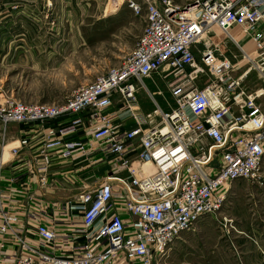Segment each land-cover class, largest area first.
Segmentation results:
<instances>
[{"label":"built area","instance_id":"built-area-1","mask_svg":"<svg viewBox=\"0 0 264 264\" xmlns=\"http://www.w3.org/2000/svg\"><path fill=\"white\" fill-rule=\"evenodd\" d=\"M125 3L134 15L145 13V25L120 65L81 85L62 102L0 99L2 136L9 123L39 126L19 144L37 141L41 146L44 161L37 171L42 186L47 184L43 174L48 153L75 159L87 153L86 140L103 144L113 166L96 185L80 192L71 207L84 225L83 241L67 254L53 255L48 248L54 232L40 225L37 234L44 246L15 264H163L183 232L220 210L231 183L262 182L264 29L258 26L264 21V0H200L189 8L194 9L191 18L172 0ZM211 31L223 34L253 64L242 75L256 70L261 80L257 89L247 91L242 75L231 77L226 62L217 66L211 82L192 85L199 73L194 50ZM236 32L252 43L253 56L242 49ZM203 46L202 63L214 64L212 50ZM185 67L194 69L184 71ZM161 70L162 78L182 76L168 85L172 107L162 110L155 104L144 124L120 130L110 112L114 94L130 111L128 102L146 89L143 81ZM178 84L184 87L181 92L174 91ZM56 120L58 125L47 126ZM73 135L78 139H70ZM118 202L127 221L115 211ZM9 222L5 217L0 224L1 236L10 230Z\"/></svg>","mask_w":264,"mask_h":264},{"label":"crops","instance_id":"crops-1","mask_svg":"<svg viewBox=\"0 0 264 264\" xmlns=\"http://www.w3.org/2000/svg\"><path fill=\"white\" fill-rule=\"evenodd\" d=\"M101 5L102 0H0V60L6 55L10 64L19 60L31 68L44 70L46 56L51 54L53 60L55 55H60L54 50L55 45L63 40V44L68 41L69 46L76 30L84 27L85 18L91 16L94 8L99 13ZM106 11L107 6L104 8L105 16L102 14L96 19L101 17L99 20H108L111 18L106 17L113 15V18L122 20L120 37H128L130 43L135 45L142 31L139 25L135 28L136 18L132 11L120 3L112 8L111 16ZM263 24L258 28L264 27ZM237 38L242 43L244 38ZM63 44H59V48ZM146 81L149 83L150 79L143 82L148 89L151 84L148 85ZM136 95L138 117L134 113L131 115L123 102L121 107H116L115 103L121 98L117 94L113 96L115 101L110 112L114 124L120 130L144 124L145 116L151 112L141 117L140 105L143 106L150 97L142 95L141 89ZM59 123L56 120L47 126L54 127ZM38 128L15 123L10 131L6 126L5 134L0 135V156L2 154V158L5 157L0 164V224L5 217L10 219V230L0 235V264H15L19 257L30 254L31 250H41L44 244L37 234L40 225L54 232V243L48 248L53 255L67 254L73 245L83 241L81 235L85 230L84 225L80 214L71 207L76 204V196L80 192L96 185L113 167L111 156L104 153L103 144L85 139L87 153L75 159H60L55 152L48 153V168L43 174L47 184L42 186L39 179L42 174L37 171V167L44 161L41 146L37 141L27 145L19 144L23 136H33ZM70 139L78 138L73 135ZM14 148L17 149L15 154L12 152ZM132 161L136 165L134 157ZM263 165L264 157L262 176ZM263 182L264 179L258 184ZM122 208L118 202L115 211L127 221L129 216ZM201 233L205 231L194 228L188 230L179 238L180 241L173 244L163 264H236L234 253L239 262L244 260V264H253V257L264 263V245L252 244L233 246L234 252L225 247H214L216 253L202 259L204 255L194 250L198 247H193L197 245L193 243L194 240Z\"/></svg>","mask_w":264,"mask_h":264},{"label":"rangeland","instance_id":"rangeland-1","mask_svg":"<svg viewBox=\"0 0 264 264\" xmlns=\"http://www.w3.org/2000/svg\"><path fill=\"white\" fill-rule=\"evenodd\" d=\"M198 1L200 0H172L184 12L195 6ZM125 2L126 0H102L99 13L94 8L95 10L90 14L91 16L85 18V25H82L84 27L76 30V35L73 36V38H76L71 39L69 46L68 41H65L64 44L66 45H64L63 40L59 43L60 45L63 44L60 48L59 44L55 45L54 50L60 55H55L56 57L53 60L51 54L46 56L47 59L48 57L50 59L45 60L44 70L31 68L19 60H15L10 64L8 57L6 55L2 56L0 60V99L9 98L24 103L62 102L69 97L73 90L92 81L97 75L109 68L120 65L125 56L132 50L134 44L133 42L130 43L128 37H120L122 34V20L113 18L114 16L111 13L112 8L119 3L126 7ZM106 6L107 14L112 15L106 18L111 19H104L103 21L99 20L101 17L96 19L102 14L105 16L104 8ZM190 12L187 15L188 18L192 17L189 15ZM135 18V28L139 25L142 31L145 25V13L142 12L141 16L135 15ZM262 22L260 24H263ZM62 32L64 37L65 33L61 30ZM215 33V31H211L204 37V40L208 39L209 49L212 50V54L216 59L214 64L206 66L202 63V51L205 47L203 44L198 45L194 50L195 63L199 68L198 75L193 76L191 80L194 86H203L211 82L215 78L216 68L220 66L221 62L229 64V74L233 78L241 76L246 69L253 67L251 62L245 60L239 47L223 38L221 33ZM236 36L244 37L240 32H236ZM246 38L244 37L245 42L242 49L253 54V46L250 41L246 43ZM184 69V71H191L194 68L185 67ZM161 75L162 70L150 79L149 90L141 89L142 95L145 96L146 94L150 97L147 98V102L145 101L146 104L140 105L139 111L142 112V118L150 111L151 114L153 113L155 104L159 105L162 110H168L172 107L173 100L168 92V85L169 83H175L178 77L182 76L167 74L165 78H162ZM146 82L149 85L148 81ZM241 84L247 91L255 90L261 84L260 76L256 70L252 69L249 73L243 75ZM135 99L137 100V95H135ZM136 100L129 101L128 104L131 107L130 114L133 115L132 113H134L138 117L136 114L138 113ZM115 104L116 107H121L122 101H117ZM13 125L15 123H9L7 130L10 131ZM5 132L6 130H4V134ZM0 135L2 136L1 127ZM3 160H5V157H3ZM263 179L264 176H262ZM258 183H250L245 180L231 183L227 188L220 210L212 216L201 219L192 227L205 231L193 242L197 244L193 247H198L194 250L199 255H204L202 259L216 253L217 250L214 247L218 246L234 252L233 246L236 245H264V182L262 184ZM185 233L187 231L183 232L180 238ZM178 241H180L179 238L173 244ZM171 248H173V245ZM234 258L236 264L245 263L243 259L239 262L235 253ZM252 263L264 264L255 257H253Z\"/></svg>","mask_w":264,"mask_h":264},{"label":"bare ground","instance_id":"bare-ground-1","mask_svg":"<svg viewBox=\"0 0 264 264\" xmlns=\"http://www.w3.org/2000/svg\"><path fill=\"white\" fill-rule=\"evenodd\" d=\"M194 9H189V11H187L186 13H184V16H187L188 15V13L190 12V11H193ZM223 35V34H222ZM207 36V35H206ZM244 38V37H243ZM245 38H246V36H245ZM206 40V41H205ZM205 40H203L202 41V44H205L207 47H209V45H210V43L208 42V39H205ZM244 42H245V40L243 39L242 40V43L244 44ZM251 56H253V54L251 55ZM245 73H248V71H246ZM155 76V75H154ZM241 78H243V75L241 76ZM144 82V81H143ZM144 84V83H143ZM142 88H146L147 89V87L145 86V84L143 85V87ZM146 89H144V90H146ZM184 89V87H183V85L182 84H178V85H176V89L174 90V91H176V92H181L182 90ZM147 91V90H146Z\"/></svg>","mask_w":264,"mask_h":264}]
</instances>
